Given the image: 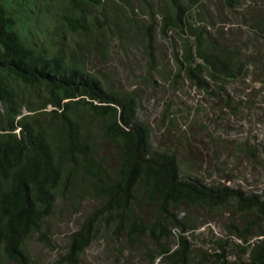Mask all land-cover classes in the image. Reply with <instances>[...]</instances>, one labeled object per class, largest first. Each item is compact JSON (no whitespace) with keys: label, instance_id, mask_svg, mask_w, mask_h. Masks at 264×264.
Instances as JSON below:
<instances>
[{"label":"trees","instance_id":"trees-1","mask_svg":"<svg viewBox=\"0 0 264 264\" xmlns=\"http://www.w3.org/2000/svg\"><path fill=\"white\" fill-rule=\"evenodd\" d=\"M120 3L155 11L159 32L180 46L173 52L178 71L205 91L208 82L220 88L264 63L259 47L256 58L251 48L246 56L248 44L216 28L231 17L264 44V0H162L156 9L153 0H0V264H26L33 239L50 243L49 220L65 204H99L67 237L65 257L73 263L107 234L134 246L149 237L160 257L185 264L183 237L175 252L160 243L169 237L167 223L183 229L173 209L185 206L233 201L240 214L264 218L260 196L207 185L157 150L132 98L100 76L90 58L97 48L79 39L106 29ZM147 205L159 220L137 214ZM232 264H264L263 242Z\"/></svg>","mask_w":264,"mask_h":264},{"label":"rangeland","instance_id":"rangeland-1","mask_svg":"<svg viewBox=\"0 0 264 264\" xmlns=\"http://www.w3.org/2000/svg\"><path fill=\"white\" fill-rule=\"evenodd\" d=\"M159 4L164 5L153 0L155 9ZM110 11L107 28L93 27L88 36L83 32L79 43L90 41L97 48L90 58L100 76L132 98L135 115L147 126L156 149L173 154L184 173L207 185L254 193L264 200V63L220 88L208 82L210 89L205 91L178 71L173 52L180 46L159 32L154 10L147 14L138 4L130 8L120 3ZM230 18L225 19L226 27L216 25L217 31L239 45L248 44L246 56L250 48L253 58L257 49L264 52V44L253 42L248 29L230 23ZM98 205L83 201L73 209L66 204L56 209L49 220L50 243L31 240L26 264H171L159 256L160 247L149 237L134 246L107 234L98 237L76 263L69 261L68 235ZM136 212L147 223L160 219L152 205ZM173 212L179 214L183 229L167 223L169 237L160 243L175 252L183 237L189 250L185 264L246 261L255 244H264V218L240 214L233 201L218 208L196 205Z\"/></svg>","mask_w":264,"mask_h":264}]
</instances>
